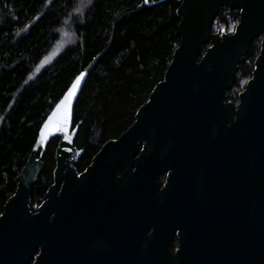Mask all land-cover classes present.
Returning a JSON list of instances; mask_svg holds the SVG:
<instances>
[{"label":"water","instance_id":"obj_1","mask_svg":"<svg viewBox=\"0 0 264 264\" xmlns=\"http://www.w3.org/2000/svg\"><path fill=\"white\" fill-rule=\"evenodd\" d=\"M177 1L181 40L164 79L83 173L73 120L86 72L68 128L41 143L58 103L47 116L0 216V264H264V0ZM225 7L240 11L232 34L213 31ZM259 39L252 77L237 105L228 102ZM55 137L53 184L33 212L43 154ZM211 164L222 181L208 190L203 171Z\"/></svg>","mask_w":264,"mask_h":264},{"label":"trees","instance_id":"obj_2","mask_svg":"<svg viewBox=\"0 0 264 264\" xmlns=\"http://www.w3.org/2000/svg\"><path fill=\"white\" fill-rule=\"evenodd\" d=\"M179 6L177 0L151 6L144 0H0V216L43 122L80 73L86 72L87 79L74 106L75 147L83 150L77 171L131 127L180 44ZM239 19V9L222 8L213 31L230 34ZM63 35L70 44L32 78ZM259 53L256 40L240 63L242 80L252 77ZM228 99L238 103L234 91ZM59 140L51 139L43 154L45 169L31 196L33 212L53 184Z\"/></svg>","mask_w":264,"mask_h":264},{"label":"snow or ice","instance_id":"obj_3","mask_svg":"<svg viewBox=\"0 0 264 264\" xmlns=\"http://www.w3.org/2000/svg\"><path fill=\"white\" fill-rule=\"evenodd\" d=\"M147 3V0H145ZM86 74L81 73L72 83L70 89L59 100L54 115L42 126L40 131L41 143L45 141L47 137L55 130L56 132H62L69 126V106L74 99V93L77 92V86L80 85ZM59 117V119H57Z\"/></svg>","mask_w":264,"mask_h":264},{"label":"rangeland","instance_id":"obj_4","mask_svg":"<svg viewBox=\"0 0 264 264\" xmlns=\"http://www.w3.org/2000/svg\"><path fill=\"white\" fill-rule=\"evenodd\" d=\"M234 30H235V28L232 29L229 33H233ZM68 44H70V40H69L68 36L63 35V38H62L60 44L35 69V71H34V73L32 75V78L35 77V76H37V75H39L45 68H47L48 66H50L51 64H53L55 62V60L58 58V56L65 49V46L68 45ZM258 44L261 45V39L258 40ZM248 80L249 79L242 80L240 78V74L237 73L234 86H235L236 83H237V85H236V87L233 86V89L231 91H234V93H236L237 96L239 97V94L244 90V86L246 85V83L248 82Z\"/></svg>","mask_w":264,"mask_h":264},{"label":"flooded vegetation","instance_id":"obj_5","mask_svg":"<svg viewBox=\"0 0 264 264\" xmlns=\"http://www.w3.org/2000/svg\"><path fill=\"white\" fill-rule=\"evenodd\" d=\"M230 34H232V33H230ZM228 102H232V101H229V99H228ZM232 103H234V102H232ZM234 104L237 105V103H234ZM89 166H87L86 169ZM83 172H80V174L83 173ZM203 178H204V187L206 189H208V190L217 189L218 186H220V182L222 181L221 172H219V170L217 169L216 164H211V166L209 165V166L205 167V169L203 171ZM166 179H167V175L166 174L160 177V182H161L162 188H163V186H164V184L166 182ZM205 201L208 203V201H210V200L206 198ZM217 203L218 202L216 201V204ZM177 248H178V237L176 235L175 238H174V241H173V246H172L173 252H176Z\"/></svg>","mask_w":264,"mask_h":264}]
</instances>
